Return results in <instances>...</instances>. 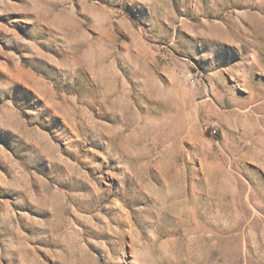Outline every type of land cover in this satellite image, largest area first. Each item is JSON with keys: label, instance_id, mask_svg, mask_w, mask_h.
I'll return each instance as SVG.
<instances>
[{"label": "rangeland", "instance_id": "rangeland-1", "mask_svg": "<svg viewBox=\"0 0 264 264\" xmlns=\"http://www.w3.org/2000/svg\"><path fill=\"white\" fill-rule=\"evenodd\" d=\"M0 264H264V0H0Z\"/></svg>", "mask_w": 264, "mask_h": 264}]
</instances>
